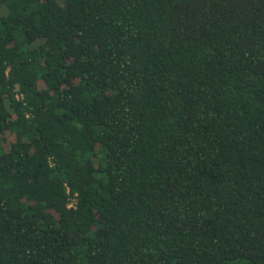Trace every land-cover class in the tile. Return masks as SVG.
I'll return each mask as SVG.
<instances>
[{
  "label": "trees",
  "instance_id": "obj_1",
  "mask_svg": "<svg viewBox=\"0 0 264 264\" xmlns=\"http://www.w3.org/2000/svg\"><path fill=\"white\" fill-rule=\"evenodd\" d=\"M0 264H264V0H0Z\"/></svg>",
  "mask_w": 264,
  "mask_h": 264
}]
</instances>
